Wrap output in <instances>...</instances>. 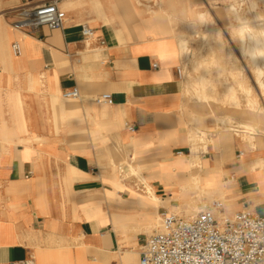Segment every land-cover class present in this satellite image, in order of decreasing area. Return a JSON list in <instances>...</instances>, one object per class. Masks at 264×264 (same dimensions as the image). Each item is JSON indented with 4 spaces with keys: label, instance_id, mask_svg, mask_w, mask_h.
<instances>
[{
    "label": "crops",
    "instance_id": "1",
    "mask_svg": "<svg viewBox=\"0 0 264 264\" xmlns=\"http://www.w3.org/2000/svg\"><path fill=\"white\" fill-rule=\"evenodd\" d=\"M52 2L66 13L62 29L15 27L21 8ZM193 8L191 0H0V264H139L163 212L192 218L200 191L194 172L175 164L196 160L204 201L264 216V133L250 147L235 123L205 155L188 141L193 103L176 69ZM84 24L95 32L89 42ZM73 88L80 98L65 100ZM104 93L112 106L95 102ZM123 164L140 166L145 183L125 178Z\"/></svg>",
    "mask_w": 264,
    "mask_h": 264
},
{
    "label": "built area",
    "instance_id": "2",
    "mask_svg": "<svg viewBox=\"0 0 264 264\" xmlns=\"http://www.w3.org/2000/svg\"><path fill=\"white\" fill-rule=\"evenodd\" d=\"M18 15L19 22L15 27L28 31L42 27L62 29L66 21V13L53 2L36 7L25 6ZM81 32L86 42L95 35L87 24L82 25ZM11 51L15 57L23 54L20 43H14ZM157 67V64L153 65V68ZM176 73L178 80L183 81L186 67L180 64ZM62 97L69 101L78 100L80 92L78 88H73L64 91ZM95 102L113 105L109 93L98 96ZM128 129L131 132L136 130L134 126ZM242 156L243 153L239 152L237 158ZM13 264L35 262L26 259ZM139 264H264V216L248 210L229 214L220 200L201 205L192 218L163 212L159 230L146 242Z\"/></svg>",
    "mask_w": 264,
    "mask_h": 264
},
{
    "label": "rangeland",
    "instance_id": "3",
    "mask_svg": "<svg viewBox=\"0 0 264 264\" xmlns=\"http://www.w3.org/2000/svg\"><path fill=\"white\" fill-rule=\"evenodd\" d=\"M213 1V2H212ZM216 0H191V5L195 9H198L200 11H207L209 15V21L211 23V32L209 34V42L210 44L214 46L217 51L222 52L224 55L223 59L221 60L220 65H216V68L214 67V70L212 72V81L214 82V91L220 98L219 101V107H214V111H210L206 103L200 102V100L193 96L192 94L187 95V100L193 107L191 111H195L193 115L196 113L203 114L206 119L203 121H197L192 126V120L193 117L191 116V120L187 122L189 126L192 128L194 127V137L195 141L189 142L191 145L197 144L199 152H205L204 149V143L201 142V138L203 137L204 140L208 142H212L215 140L216 137L220 136V134H233L231 133V130L235 129V123H237V127L239 132L237 133L239 138H246L244 141L250 143V147L257 148V143H251V141L248 138L249 133L257 134L258 132L264 133V101L262 97H259V91L258 88L255 87L253 84V73L251 69L248 67V64L240 57V48L237 44L236 40H228V38H232L231 34V28L228 26L232 23H235L234 20L229 16L227 9L229 5L231 4L230 0H217L218 2H215ZM215 3V4H214ZM245 12L248 11L247 8H244ZM263 7L261 6V10L259 11V14L263 13ZM190 17L192 18V23L189 26V33H187L186 40L188 42V58L185 57L181 60V64L186 67V76L184 78V86L185 83L189 80L190 76L195 75L193 71L192 66V55L191 53H196V50L203 46L204 42L202 38L204 37V30L205 28L202 26V23L199 21V19L196 17L194 13V9L190 10ZM220 40L224 41V46L220 47ZM213 42V43H212ZM209 51V52H208ZM203 53L198 55L197 61L200 64V66L205 69L211 62V58L209 57L208 53H210V47L206 46L205 50L202 51ZM190 56V57H189ZM220 63V61H219ZM218 70L221 71V75L218 74ZM220 75V76H219ZM240 76V80H242V77L246 79L247 83H250L252 86V89L254 91V95H256L257 102H254L253 97H248L246 92L241 87L240 83L242 81L239 80L237 82L236 79H233V77ZM213 85V84H212ZM232 94V97H229V95ZM238 100V103H237ZM259 100V101H258ZM198 104H195V103ZM202 105V106H201ZM224 108H223V106ZM205 106V107H204ZM221 106V107H220ZM197 107V108H196ZM199 107V108H198ZM233 107L236 109H239L238 111L243 117L239 116V120H233L229 118V110L228 108ZM203 108V109H202ZM207 110V111H206ZM252 112L255 119L253 120H247L245 116L248 115L249 112ZM250 112V113H251ZM211 113V114H210ZM209 116V117H208ZM225 116L226 124L219 129V126L214 123V118ZM216 128V129H215ZM218 128V129H217ZM254 129V130H252ZM243 131H247L248 134H244ZM256 131V132H255ZM204 132V133H203ZM207 134H206V133ZM215 134V135H214ZM198 138H197V137ZM256 138V136H254ZM202 138V139H203ZM208 139V140H207ZM257 141V138H256ZM196 142V143H195ZM201 143V144H200ZM211 146V144H210ZM195 152V151H194ZM200 157V156H199ZM193 164H199L198 160L195 161ZM118 166L120 164H117ZM126 165V166H125ZM123 165L122 168L123 172L126 174H130V168L127 166V164ZM224 177V175H223ZM131 182H134L135 179L131 178ZM195 197V195H193ZM198 200V199H197ZM213 201H204L205 204H209ZM180 203L178 201H171L170 205L172 206H178ZM201 206V204H200Z\"/></svg>",
    "mask_w": 264,
    "mask_h": 264
},
{
    "label": "bare ground",
    "instance_id": "4",
    "mask_svg": "<svg viewBox=\"0 0 264 264\" xmlns=\"http://www.w3.org/2000/svg\"><path fill=\"white\" fill-rule=\"evenodd\" d=\"M218 1L216 0L215 2H218ZM230 2H231V4L229 5L227 12H228L229 16L234 20L235 23H232L228 26L229 28H231V34H232V38H233V39L228 38V40H231V41L236 40L237 41V44L240 48V57L248 64V67L251 69V71L253 73V84L255 85L256 88H258V91H259L258 96L262 97L263 101H264V10H263L262 14H259V11L261 10V6L264 9V0H230ZM244 8H247L248 11L245 12ZM193 9H194V13H195L196 17L199 19V21L202 23V26L205 28V30L203 31L204 37L202 38L204 44L202 47H200L196 50V53H191L192 59H193L192 66H193V71H194L195 75L190 76L189 80L185 83V92H186L185 96L192 94L193 96L197 97L200 100V102L206 103L207 105H205V106H207V108L213 112L215 110L214 107L215 108L219 107L220 98L218 97V95L214 91V82L212 81V72L214 70V67L216 68V65L221 64V60L223 59L224 54L220 51H217V49L214 46H212V44H210L211 41L210 42L208 41L209 37H210L209 34L211 32V23L208 19L209 18L208 12L207 11H200V10L195 9V8H193ZM178 45H180L181 60L184 57L188 58L187 52L189 51V49H188L187 40L181 38L179 40ZM206 46L210 47V53H208V55L211 58L212 62L205 69H203L200 66V64L198 63L197 57H198V55L203 53L202 51L205 50ZM223 46H224V41L220 40V47H223ZM219 61H220V63H219ZM218 74L221 75L222 74L221 71L218 70ZM239 78H241V77L240 76H238V77L234 76L233 77V79H236L237 82H239V80H240ZM240 81H242L240 83V85L243 88V90L246 92L248 97H253L254 102L256 103L258 97L256 95H254V91H253L250 83H247V81H246V79H244V77H242V80H240ZM229 97H232V99H233L232 94H230ZM237 103H238V100H237ZM223 108H224V106H223ZM194 112L190 111V116H195V115H193ZM213 121L217 125V127L219 126V129H221V127L224 126L227 122L225 119V116H222V117L221 116L220 117L215 116ZM195 122H196V119L193 118V120L191 122L192 126ZM185 125L187 127L186 129L188 130V135H187L188 141L189 142L195 141L194 127L192 128L191 126H189V124H187V122H185ZM252 130H254V129H252ZM244 133H246V131ZM254 135H255L254 133H250L248 135V138L252 144L255 141ZM199 138L201 139V142L204 143L203 147H204L205 152H206V150L208 149V146H209V142L204 140L203 137H202L203 138L202 139L201 136H199ZM245 139L246 138H243V140H245ZM197 146H198L197 144L191 145L192 152L195 151V153L197 152V155H199ZM253 146H255V145H253ZM123 165H125V164H123ZM127 166H129L128 168H130V174L125 173V178L133 177V178H136L139 182L145 183V178L143 177L142 170H141L140 166H137L134 164H127ZM175 166L179 167V168H187L188 171L194 172L193 184H194L195 188L200 191V200L198 202H193L194 205L192 207L193 211L191 212V216L194 217V216H196V214L198 213V211L201 208L200 204L204 205V200L201 198L203 189L201 187V180H200V173L202 171V168L204 167V164H175ZM254 169H255V167H254ZM122 170L123 169L121 168V172H123ZM206 184L207 185H205V186H212V185H208V183H206ZM218 187H220L222 189V191H224V188H222V184H218ZM260 187H263V186H260ZM260 187H258V188H260ZM185 189H186V187L183 186L182 190L184 193H185ZM147 191H148L152 201H154L158 204H162V200L154 195L153 191H151L149 186H147ZM184 193H181V197L186 196V195H184ZM222 202H223L224 206L227 205V201H225L224 199L222 200ZM168 213L174 214V213H170V212H168ZM160 225H161V215L159 218V223L157 225L156 231L159 230Z\"/></svg>",
    "mask_w": 264,
    "mask_h": 264
}]
</instances>
